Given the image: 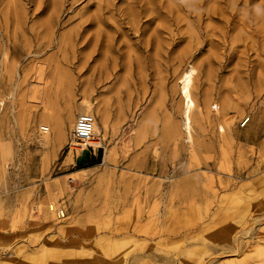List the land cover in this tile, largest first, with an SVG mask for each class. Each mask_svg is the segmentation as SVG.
<instances>
[{"label": "rangeland", "instance_id": "rangeland-1", "mask_svg": "<svg viewBox=\"0 0 264 264\" xmlns=\"http://www.w3.org/2000/svg\"><path fill=\"white\" fill-rule=\"evenodd\" d=\"M97 1L0 0V264H264V0H105L69 35ZM82 100L108 118L84 151Z\"/></svg>", "mask_w": 264, "mask_h": 264}, {"label": "bare ground", "instance_id": "bare-ground-1", "mask_svg": "<svg viewBox=\"0 0 264 264\" xmlns=\"http://www.w3.org/2000/svg\"><path fill=\"white\" fill-rule=\"evenodd\" d=\"M68 1L69 0H56L55 3H53V4L51 3L50 6H52V5L55 6L54 15L52 16L55 21L58 20L60 18V15H62L65 11H69L72 8V6H71V7L67 8L68 10L64 9L65 3H68ZM75 1L76 0H70V4L72 5ZM101 2H103V3H101ZM95 7H96L95 13L85 16L84 19L80 22V25H78V29H76V31L73 29L72 32L69 33V35H71V34L74 35L76 33V36H77L79 30H81V31L86 30V26H88V25H90L92 23L100 24V23H104L105 22L106 19L104 20L103 11H104V9L108 10V3L105 0L104 1L103 0H98L96 2V4H95ZM101 10H102V12H101ZM154 12H156L155 9H154ZM144 14L147 16V18L149 17L147 19V21H152L156 17H158L157 13H155V15L147 14V13H144ZM138 16L140 17V14ZM139 19H141V18H139ZM154 21H153V23H154ZM52 22L54 23V21H52ZM56 23H57V21H56ZM143 23H145V20L143 21ZM148 25H149V23H148ZM153 37L154 36H152V38ZM67 38L69 40V37L67 36V34H65L62 37V39H67ZM70 38H73V37L70 36ZM107 60H109L108 63L105 62ZM65 62H67V61H65ZM69 63L73 64L74 62L73 61H69ZM116 66H117V64L115 63L114 59H110L109 57L105 56L104 57V61L96 67V72L95 73L97 74L98 80H101V79L104 80V79H107L109 77V75H113V73H114V71L116 69ZM194 73H195V69L192 66H190V69H188L186 71H183L181 73L180 77L177 80L178 83L180 84L178 86L179 95L182 98V102H181L182 103V113H181V115H182V120H183L182 122H183V125H184L183 127H184V130H186V132L185 131L184 132L187 133V136H189V138H191L190 130H191V126H192L191 125L192 124V113H193V109L195 107V101H194V99L192 97V93H191V86H192V82H193V78H194L193 77ZM78 105H79L78 108H77L78 110L76 111V114H74V117H73V119L71 121V125H70L71 129L74 127L75 119H76L78 114H80V113H93L95 120H94V124H93L92 137L89 139L88 144L90 146L94 147V148L98 147V146H101V144H102V142H101V138L102 137L101 136L103 135V132H105V129L107 128L106 126H107V119L108 118H107L106 109L104 107H102L101 105L95 104L94 102H91L89 100H82V101L79 102ZM65 130H66L65 123L63 121H56V123L54 124V132H55L56 138L64 137ZM81 146H82L83 151L87 149L84 143H81ZM77 150H79V149H77ZM110 159H111L110 151H105L104 155L102 157V160H101V164L107 165L110 162ZM47 221H48V223H50L49 220H47ZM57 250H60L59 243H57Z\"/></svg>", "mask_w": 264, "mask_h": 264}, {"label": "built area", "instance_id": "built-area-1", "mask_svg": "<svg viewBox=\"0 0 264 264\" xmlns=\"http://www.w3.org/2000/svg\"><path fill=\"white\" fill-rule=\"evenodd\" d=\"M251 116L247 115L243 117L239 122V127H244L250 121ZM94 115L92 113H80L77 115L74 123V127L70 133V141L77 142L79 144L84 143L86 147H92L88 144L89 139L92 137ZM43 131L45 127H41ZM54 212L58 218L64 217V211L62 208H55Z\"/></svg>", "mask_w": 264, "mask_h": 264}, {"label": "crops", "instance_id": "crops-1", "mask_svg": "<svg viewBox=\"0 0 264 264\" xmlns=\"http://www.w3.org/2000/svg\"><path fill=\"white\" fill-rule=\"evenodd\" d=\"M91 155H94V152H92ZM90 157H91V156H90Z\"/></svg>", "mask_w": 264, "mask_h": 264}]
</instances>
